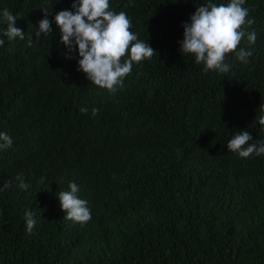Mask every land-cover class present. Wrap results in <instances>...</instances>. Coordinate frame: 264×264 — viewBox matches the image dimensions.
<instances>
[{
	"label": "trees",
	"instance_id": "obj_1",
	"mask_svg": "<svg viewBox=\"0 0 264 264\" xmlns=\"http://www.w3.org/2000/svg\"><path fill=\"white\" fill-rule=\"evenodd\" d=\"M76 2L0 0L25 35L8 41L0 17V132L13 140L0 151V188L12 181L0 191V264H264V154L227 147L241 131L264 142V0L242 5L241 30L257 39L236 50L252 52L248 63L226 55L228 73L205 70L179 42L197 7L231 0H109L155 52L115 93L61 43L55 16ZM45 12L51 33L37 38ZM69 183L87 201L86 223L61 208Z\"/></svg>",
	"mask_w": 264,
	"mask_h": 264
},
{
	"label": "clouds",
	"instance_id": "obj_2",
	"mask_svg": "<svg viewBox=\"0 0 264 264\" xmlns=\"http://www.w3.org/2000/svg\"><path fill=\"white\" fill-rule=\"evenodd\" d=\"M244 3L245 0H231L227 5L208 3L197 7L190 17V23L182 25L184 39L179 42L182 54H194L196 63L203 62L205 70H218L220 73L229 72L230 65L225 63V57L230 53L235 52L236 59L248 63L252 52L244 48L236 51L245 36L250 44H254L257 39L255 31L241 30L249 15V10L242 6ZM72 9L74 11L64 10L55 16V23L61 30V43L69 52L78 46V70L85 73L95 86L115 93L123 85V78L131 72L133 62L139 63L145 58H151L154 50L130 31L132 23L125 12L109 10V0H77L72 4ZM0 17L6 22L7 27L2 35L8 41L17 37L25 39L24 32L15 27L18 16L5 8L0 12ZM254 23V19L247 20L248 25ZM50 24L45 12V18L39 21V30L35 36L39 38L41 33L50 34ZM4 44L5 40L0 39V46ZM126 55L128 59L122 63L121 59ZM261 111L264 112V106ZM80 112L86 113L87 109L81 108ZM97 112L98 109L92 110L93 115ZM259 124L264 125V115L259 117ZM251 140L247 131H241L232 136L227 147L241 158H247L253 153L257 156L264 154V142L249 143ZM12 144L10 135L0 132V151L10 148ZM15 180L22 190L30 187L24 182L22 174L17 175ZM11 186L12 181H6L0 191ZM68 187L69 191L58 193L66 218L78 223L88 222L91 213L87 201L78 197L79 186L69 183ZM25 223L26 231L31 234L37 223L33 212L26 211Z\"/></svg>",
	"mask_w": 264,
	"mask_h": 264
}]
</instances>
